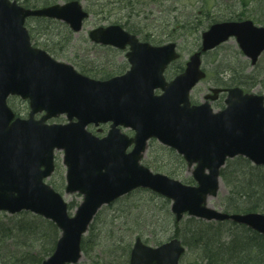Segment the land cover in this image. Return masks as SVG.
Listing matches in <instances>:
<instances>
[{"label":"water","instance_id":"water-1","mask_svg":"<svg viewBox=\"0 0 264 264\" xmlns=\"http://www.w3.org/2000/svg\"><path fill=\"white\" fill-rule=\"evenodd\" d=\"M32 16L63 20L77 32L89 13L79 0L41 8L0 0V211H29L57 225L61 235L55 250L41 264L78 263L82 239L98 211L137 188L170 199L178 222L185 215L229 220L264 235V213H229L209 205L221 189L227 159L240 155L264 165V95L234 86L212 88L199 104L190 96L206 77L203 53L235 37L254 65L264 51V26L250 19L212 24L202 34L201 49L170 81L165 71L180 57L176 42L153 45L120 24L99 26L90 31L91 40L127 50L130 68L95 79L32 45L25 24ZM220 92H227L226 106L215 111L211 101ZM11 96L28 101V117L16 116L8 104ZM61 115L66 123L48 122ZM106 123L110 128L102 137L88 129ZM153 138L184 157L195 184L142 163ZM56 150H64L66 192L83 195L74 215L46 182L55 170ZM185 250L178 237L158 246L137 237L130 264H180Z\"/></svg>","mask_w":264,"mask_h":264},{"label":"rangeland","instance_id":"rangeland-1","mask_svg":"<svg viewBox=\"0 0 264 264\" xmlns=\"http://www.w3.org/2000/svg\"><path fill=\"white\" fill-rule=\"evenodd\" d=\"M17 1L24 4L26 0ZM41 1L30 0L35 4ZM64 1L68 0H56L59 3ZM79 1L90 13L79 32H73L64 21L59 19L30 18L28 27L34 45L46 49L60 61L72 63L77 70L97 79L120 75L130 67L126 51L91 41L90 30L101 25L124 24L136 30L140 39L154 45L176 41L184 66L190 56L201 47L202 34L210 27L204 20L206 19L202 14L204 9L210 10V15L216 19L215 22L233 20L240 16L242 19H251L255 25L264 26V0H144L143 4H137L133 9L120 0ZM192 21H196L197 24L192 26ZM147 34L150 35L149 39L143 38ZM203 68L207 72V77L192 90L191 99L194 103L203 102L205 95L214 87H229V85L223 86V83L231 81L233 72H236L237 78L240 77V73L245 75L244 80L246 75H250L251 82H244L241 85L239 81L232 83V86L238 85L248 92L264 95V52L260 55L257 64L251 65L235 37L205 53ZM173 69L174 67L169 69V73ZM166 74L169 80L175 77L169 76L168 72ZM225 98L226 95L221 94L212 102L215 110L225 106ZM12 104L15 111L28 107L27 103L18 97ZM27 112L28 110L19 114L26 116ZM53 121L64 122L65 119L59 117ZM90 128L102 136L107 133L109 124L101 125L100 130L97 127ZM123 131L129 133L130 130L123 129ZM63 155L62 150L56 151V170L47 181L68 201L70 214H74L83 200V195L78 192H66V166L63 163ZM143 161L153 172L169 174L184 182L192 177L187 166L182 167L178 163L169 162V158L162 152L159 155L156 149L148 150ZM169 170L176 171V174L168 173ZM228 192L226 186L222 184L218 196L210 198V206L225 210L222 199ZM165 200L167 198L164 196L145 190L129 197L123 196L112 204L103 206L94 219L97 231L102 235V243L106 245L116 240L120 241L124 248L128 245L131 248L137 236L154 246L158 245V242L162 243L174 237L176 229L170 224L171 218H174L171 212V200L168 199L169 205ZM3 220L7 221L5 217ZM228 226L232 227L230 224ZM226 228H223L224 239H228L229 236ZM106 254H109V251ZM114 254L120 255L121 252L118 250ZM95 261L84 255L77 264H93ZM198 263V256L194 251H187L181 260V264Z\"/></svg>","mask_w":264,"mask_h":264},{"label":"trees","instance_id":"trees-1","mask_svg":"<svg viewBox=\"0 0 264 264\" xmlns=\"http://www.w3.org/2000/svg\"><path fill=\"white\" fill-rule=\"evenodd\" d=\"M120 1L133 9L137 4H143L144 0ZM55 2L56 0H42L40 3L35 4L31 3L30 0H26L24 5L36 8L40 5H48ZM202 12L208 26L216 21L210 15L209 9H204ZM233 19L241 20L242 17L237 16ZM192 22V26L197 24L196 21ZM167 23L169 22L167 21ZM123 26L129 31L136 33L133 28L124 24ZM149 36L147 34L143 38L149 39ZM181 58L182 55L180 59L168 68L169 76L176 75L184 69ZM173 67L174 69L169 73V69ZM244 76L240 73V77L237 78L236 72H233L231 81L229 83L225 81L223 86H232L239 81L241 85L244 82H251L250 75H246L245 80ZM15 99L11 98L9 100L11 106ZM27 109L28 107L26 106L21 110H16V112L19 114V112ZM153 149H156L159 155L161 152L164 153L169 158V162L178 163L182 167L187 166L184 158L177 154L174 149L159 144L155 139L149 143L148 150ZM157 161L160 162V160ZM168 173L176 174V171L169 170ZM220 174L224 186L229 191L222 199V204L226 211L264 212V166L254 165L248 158L237 156L227 160ZM186 182L194 183V180L191 177ZM145 190L147 189H137L125 197ZM165 203L169 205L170 201L167 199ZM170 216L173 217L171 214ZM3 217L7 221L3 220ZM95 223L93 220L87 235L83 239L82 250L84 255L93 261L98 258L93 264H129L131 251L129 245L124 248L121 242L116 240L104 245L102 243V235L97 231L98 228ZM170 224L175 227V236L182 240L187 251H194L198 256V264H264V235L251 230L245 225L229 221L208 222L189 216L185 217L181 223L177 222L175 217L171 218ZM229 224L238 230H232L233 228L228 226ZM225 227H227L225 230L229 234L228 239H224L223 228ZM59 236L60 230L56 224L40 215L27 211L13 215L0 212V264H41L44 259L53 253ZM118 250H120L121 254L115 255L114 253L118 252ZM108 251L109 254H106ZM104 258H106V261H104Z\"/></svg>","mask_w":264,"mask_h":264}]
</instances>
